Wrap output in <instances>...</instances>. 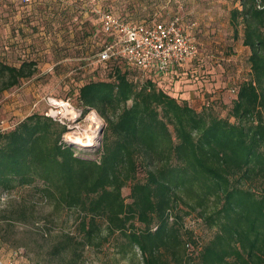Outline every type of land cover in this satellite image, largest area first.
I'll return each mask as SVG.
<instances>
[{
	"label": "trees",
	"instance_id": "trees-1",
	"mask_svg": "<svg viewBox=\"0 0 264 264\" xmlns=\"http://www.w3.org/2000/svg\"><path fill=\"white\" fill-rule=\"evenodd\" d=\"M118 1L148 12H119ZM172 1L176 12L161 10ZM97 2L102 11L144 24L179 15L197 47L186 63L201 56L194 33L201 29L180 8L185 0ZM227 21L249 49V73L233 87L227 115L220 116L213 97H199L197 105L157 85L162 73L123 57L98 61L111 40L98 17L90 51L96 62L111 64L110 72L73 87L82 112L95 110L104 120L98 157L78 155L63 140L66 125L46 109L34 110L0 128V191L40 182L41 194L56 208L78 209V245L94 242L102 218L106 235L122 238V255L134 251L141 264H264V0H234ZM37 71L34 59L15 64L0 58V97ZM179 204L214 229L204 243L176 212ZM11 213L24 218L28 207L20 204ZM74 241L65 233L53 254L66 253Z\"/></svg>",
	"mask_w": 264,
	"mask_h": 264
},
{
	"label": "rangeland",
	"instance_id": "rangeland-1",
	"mask_svg": "<svg viewBox=\"0 0 264 264\" xmlns=\"http://www.w3.org/2000/svg\"><path fill=\"white\" fill-rule=\"evenodd\" d=\"M97 1L0 0V58L15 64L22 59H34L38 66L33 77L0 97V128H10L32 111L46 109L47 114L66 125L63 140L78 155L98 157L104 120L95 110L82 112L73 90L78 83L105 79L110 72L111 64L96 62L90 51V42L98 40L97 20L103 10ZM233 2L185 0L180 8L201 29L194 31L201 56L162 73L157 82L174 95L191 94L197 105L199 97H213L214 111L220 116L227 115L233 87L249 73V49L242 45L240 35L234 36L227 21ZM177 7L172 1L161 10L171 14ZM114 8L119 12H138L134 17L146 16L148 12L127 9L119 1ZM88 141L94 144H81ZM41 187L37 182L0 191V251L4 255L9 257L16 251L25 264H141L140 256L134 251L122 255L119 251L122 238L106 235L102 218H98L101 231L94 242L78 245L77 240L81 239L78 209L56 208L52 200L41 194ZM122 191L127 195L129 187H123ZM20 204L28 207L24 218L11 213ZM188 210L183 204L176 208L183 222H194L196 237L204 243L214 229L197 221L198 214ZM65 233L75 236L76 241L66 253L54 255L52 246L64 240Z\"/></svg>",
	"mask_w": 264,
	"mask_h": 264
},
{
	"label": "built area",
	"instance_id": "built-area-1",
	"mask_svg": "<svg viewBox=\"0 0 264 264\" xmlns=\"http://www.w3.org/2000/svg\"><path fill=\"white\" fill-rule=\"evenodd\" d=\"M99 19L103 31L111 36V40L96 54L98 61L123 57L138 69L165 73L197 55L196 44L188 30L190 26L183 25L179 15L167 21L144 24L101 11ZM196 220L200 222V218ZM187 226L195 231L194 222H189ZM0 264L25 263L21 255L14 251L7 258L0 255Z\"/></svg>",
	"mask_w": 264,
	"mask_h": 264
},
{
	"label": "bare ground",
	"instance_id": "bare-ground-1",
	"mask_svg": "<svg viewBox=\"0 0 264 264\" xmlns=\"http://www.w3.org/2000/svg\"><path fill=\"white\" fill-rule=\"evenodd\" d=\"M71 141H74V142H76V140H71ZM81 144H84V145H89V144H94L93 142H91V141H88V142H83V143H81Z\"/></svg>",
	"mask_w": 264,
	"mask_h": 264
},
{
	"label": "crops",
	"instance_id": "crops-1",
	"mask_svg": "<svg viewBox=\"0 0 264 264\" xmlns=\"http://www.w3.org/2000/svg\"><path fill=\"white\" fill-rule=\"evenodd\" d=\"M190 95H191V94H187V97H191Z\"/></svg>",
	"mask_w": 264,
	"mask_h": 264
}]
</instances>
